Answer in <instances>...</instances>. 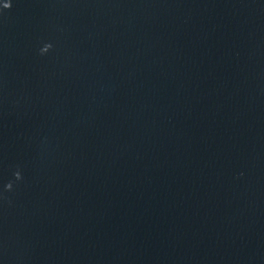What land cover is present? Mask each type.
<instances>
[{"label": "water", "instance_id": "water-1", "mask_svg": "<svg viewBox=\"0 0 264 264\" xmlns=\"http://www.w3.org/2000/svg\"><path fill=\"white\" fill-rule=\"evenodd\" d=\"M0 264H264V0H0Z\"/></svg>", "mask_w": 264, "mask_h": 264}]
</instances>
